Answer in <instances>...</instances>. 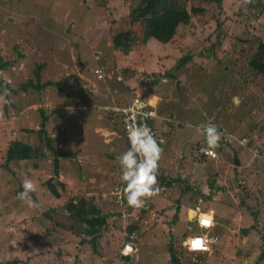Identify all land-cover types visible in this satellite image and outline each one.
<instances>
[{
    "label": "rangeland",
    "instance_id": "obj_1",
    "mask_svg": "<svg viewBox=\"0 0 264 264\" xmlns=\"http://www.w3.org/2000/svg\"><path fill=\"white\" fill-rule=\"evenodd\" d=\"M132 1L0 0V58L14 61L10 68L11 75L0 72V77L15 90L29 80L38 86L48 81L55 84L59 81V77L54 79L57 73L62 74L60 78L63 82L62 85L42 90H19L8 97L10 104L0 103V110L6 116V120L0 122V184L4 188L7 187L6 184H10L7 188H10V195L13 196V190L23 187L26 177L33 179L37 187L33 193L37 206H30L24 201V210L8 212L5 217L0 215V263L16 260L26 264H170L166 252L169 233L180 237L183 232L197 230L187 222L191 203L188 197H182L185 193L171 192L154 197L155 200L152 198L151 207L149 203H145L144 214L139 213V208L127 213V206L121 205L120 197L115 194L119 186L116 181L119 179L112 167L119 168V161L111 162L107 158L99 161V153L107 152L109 148L108 144L103 143V136L99 135L102 132L97 133L96 145L92 147L90 140L93 138L87 139L86 132L78 128L86 107H81L82 110L78 111L75 107H56L55 103L46 107L43 104L50 96H53V100L59 99L64 103L70 99L78 103L76 96L71 98L75 89L71 90L70 84L77 85L76 83L80 88L86 87L85 98L88 100V96H92V102L95 103L97 83L91 78L94 67L90 66L98 65L97 69L105 75L109 70H115L116 67L112 66L115 60L120 66L129 68L124 69L127 76H131L132 71L136 72L138 75L132 77L135 79L144 75L146 69L142 72L139 69L142 65L150 66L159 74L166 69L169 91L163 90L165 84H161L158 94L161 95L159 99L165 103L164 109L166 106L170 107L173 113V129H185L187 121L195 127L196 137L191 141L171 137L170 142H165L164 147L174 149L175 145L178 146L174 149L177 154H163L160 168L165 174L178 176L182 181L191 182L193 178L202 181L204 178L200 173L210 170L211 165L210 161H205L197 166V170L195 168V145L200 143V147H206L205 136L203 132H197V126L213 123L221 127L223 134L227 136L224 155L220 156L221 160H217L218 164H214L216 181L219 185L222 182L226 193L215 192L211 202L200 200L199 205L190 208L200 212L201 207H204V210L212 212L219 220V228L215 231L221 237L219 247L214 248L211 253L186 252L183 264H243L241 256L245 255L246 264L258 262L263 243L261 235H264V149L261 148L264 146V76H253L247 63L251 55L257 52H262L264 60V14L257 21H246V0H223L220 5H204L200 0H179L187 8L204 6L206 13L202 17H194L188 26L181 25L168 45L151 41L137 50L132 49L135 52L127 59L113 48L112 38L128 29H132L137 36L140 33L141 29L130 20ZM238 13L242 15L238 16ZM216 19L223 23L217 33L225 34L226 38L221 47L215 52L210 50L208 54V46L219 42L215 37ZM258 38L262 39L261 42ZM190 47L195 48H192V62L181 69L184 72L175 71L177 61L186 55ZM205 47L207 48L203 53ZM69 55H73L75 61L87 60V69L82 71L76 66L77 70H73ZM225 58L231 59V62H227ZM90 70L91 76L77 82L73 80L75 77L79 79L80 73L86 75V71ZM49 72L54 73L50 75ZM226 90L230 94L225 99ZM147 102L149 106L156 107L154 102L150 103L149 97ZM43 107L47 111L39 112ZM49 114L52 119L45 128L49 127L50 122L53 123L48 128V133L54 148L68 155L60 159V172L56 178L67 184L60 200L46 197L48 191L44 183L50 177L54 178L55 174L53 158L44 144L45 158L27 164L21 162L7 168L3 166L5 148L12 139L27 142L34 147L39 146L35 134L20 131H36L41 118ZM221 115L224 116L223 120ZM88 118L90 121L92 118L96 120L92 113H88ZM245 133L250 134L253 139V145L249 146L252 148L251 152L239 148L245 147V144L237 143ZM234 155L241 161L240 166L235 167ZM244 155L251 157L246 160ZM190 156H194L193 160ZM34 163L37 169L34 168ZM180 164L183 166L182 170ZM251 167L253 168L248 169ZM237 182L244 191L241 192ZM184 184L188 187L190 183ZM206 193L208 194L207 191ZM234 193H237L238 199L246 197L243 199L249 204L248 210L246 206L239 204ZM216 194H219L218 198ZM75 197L81 200L94 197L93 203L100 209L101 215L106 217V225L101 228V236L96 241L99 256L93 255L90 237L83 234L84 226H74L69 219L75 208L68 202ZM222 198H227L224 203L216 202ZM159 200L161 202L157 203ZM16 201L20 202L17 197ZM177 201L181 208L184 206L181 209L184 213L180 223L171 226L167 222L175 212ZM17 202L13 203V208L18 205ZM30 208L34 216L30 215ZM255 212L261 233L250 234L248 241L247 238H242L239 229L242 217ZM191 213L192 218L194 213ZM133 222H137L138 227L148 233L141 247L128 244L125 239L128 237L127 227ZM127 245L129 246L126 247ZM122 256L129 259L124 260ZM261 264H264V260Z\"/></svg>",
    "mask_w": 264,
    "mask_h": 264
},
{
    "label": "trees",
    "instance_id": "obj_2",
    "mask_svg": "<svg viewBox=\"0 0 264 264\" xmlns=\"http://www.w3.org/2000/svg\"><path fill=\"white\" fill-rule=\"evenodd\" d=\"M222 1L223 0H200L201 4L203 3L204 5H208V4L220 5ZM132 2L133 4L129 10L130 20L134 25H137L141 29L140 33L137 36V34H135V32L132 31V29H128L127 31H120L112 38L113 48L121 52L123 56L129 55L133 51L135 52V50L132 51V49L137 50L139 47L145 44H148L151 41L160 42L161 44L168 45L169 43L173 41L178 31V28L181 25L188 26L192 23V20L194 17H202L206 13V8L204 6L201 7V5H199V7L191 6L190 8H187L186 4L180 3L179 0H133ZM244 6H245L246 21H250L251 19L257 21L264 14V0H246L244 3ZM240 15L242 14L238 13V16ZM216 23H217L216 24L217 27L215 29L216 31L215 37L217 40H219V42L212 43L211 45L208 46V49H209L208 54H210V50L215 52L219 47H221L222 41L226 38L225 34L219 35L217 33L218 29L222 27L221 25L223 24L222 21L216 19ZM257 40L261 42L262 39L258 38ZM192 48L195 49L194 47H190L188 51L186 52V55L182 56L177 61L178 63L175 65V70L182 69L183 67L187 66L190 62H192V57H191L193 56ZM206 48L207 47H205L202 50L203 53H204V50H206ZM230 60L231 59H226L227 62H231ZM13 64H14V61H12V59L8 61H4L2 58H0V72L11 75L10 68ZM225 66L227 67V65ZM247 66H249L250 69L252 70L253 76L255 77L264 76V60H263L262 52H257L256 54L251 55V57L248 60ZM140 68L142 71L145 69L146 70L143 76L141 75L137 77V80L135 81V85H134V91L138 83H142L143 87H146V90L144 92L145 95H142V96L136 95V96L143 98V97H147L150 94L153 95L154 92L157 93L159 90L158 88H160L161 84H163L162 78H164V74L155 73L153 68H150V66H144ZM167 75L168 73H166V76ZM59 84H61V82L60 83L57 82L54 84L48 81L42 85L39 84L38 86V85L33 84L31 80H29L28 83L21 85L19 89L15 90V89H11V87L9 86L10 84L7 83L5 79L0 77V93H2L5 88H7L9 92L11 93V95H15L19 90L23 92L27 91L28 88H32L33 90H42V88H45L48 86L59 85ZM153 88H154V91L152 90ZM60 91H63V90H60ZM41 110L47 111L45 107L40 108L39 112ZM110 113L112 117L114 118V120L116 121L117 128L120 131H122V118H123L122 115H119L115 112H110ZM162 117L163 116H161L158 113V118L154 119V121L152 122V124L156 127L155 137L157 138L158 141L161 140V138L162 139L164 138V136L162 135V129L160 131V126L162 124L167 125L166 122H163V121H167V119L163 120ZM169 118H172V117L169 116ZM50 119H51V114L46 115L43 118H41L39 129H37L36 131L28 130V129H22V131H20L25 134H35L37 136L39 146L34 147L27 142H22L17 139H14V140L12 139L10 141L7 147L5 148L3 166L4 168H7V167H10L11 165L17 166L21 162H24L27 164L30 161L35 162L38 159L45 158L46 157L45 152H44L45 149H43V146H42L44 144V146H46V149L49 150V153L53 158L52 164H53V171L55 174L54 178L50 177L44 183V186L46 187L48 191L46 197L48 199L60 200L62 198V193H65V190L67 189V184L63 181H58L56 178H58V175L60 172V163H59L60 159L63 157H68V155L60 153L56 151V149L54 148L53 140L49 137V133H48L49 131L48 128L50 126L52 127L53 123L50 122L49 127H47V129L45 128L46 124L48 123ZM62 126H63V121L61 122V127ZM218 128L222 132L221 127H218ZM167 131H168V133L166 132L167 135L169 133L172 134V132L174 133L175 131L173 129V125ZM226 138L227 136L223 134L222 139L220 141V147L215 149V152H216L215 158H211L205 155L201 151V149L198 148V146H196L197 149L195 150L196 151L195 158L193 156L194 161H195V167H197L198 164L200 165L202 162H205V161H210V165H211L210 170H208L205 173H200V175L204 178L202 181H198V179H193L191 182L188 180L182 181V179H180L178 176H172L170 173L165 174L164 170H162L159 167L158 181H159V186L161 188V191L155 197H160L161 195H165L166 193H171V192H176L178 194L185 193L183 194L182 197L184 196L188 197L189 202L191 203L190 207H192L194 205H199L200 200H203L205 202L206 201L211 202L213 200V197H214L213 195L215 192L223 193V194L226 193V188L222 185V183L221 185H218L216 183V177L214 176L217 173V171L215 172L214 164H218L217 160L219 159L221 160L220 156L224 155V151H225L224 148L226 147V145H224V142ZM243 139L246 140L245 145H247L248 147L253 145L251 143L253 139L250 138V134L245 133L239 141ZM239 141H237V143L240 144ZM127 142H128V147L125 151H127L131 147L130 141L127 140ZM205 145L207 147L206 143ZM206 147H203V148H206ZM261 148L264 149V146H262ZM217 152L220 153V155H218ZM250 157H251L250 155H248L247 157H245L244 155V158H246V160H248ZM109 159L111 162H113V158L112 159L109 158ZM33 166L34 168L37 169V165L35 163ZM0 168H2V166H0ZM252 168L253 167L248 168V169H252ZM112 171L113 173L118 174L117 178L119 180L116 181L118 185L119 181L121 182V174H122L121 166L119 168H116L113 166ZM184 183H190V184L188 185V187H185ZM236 185L240 186L241 192L245 190L243 189V187L241 186L239 182H237ZM2 186L3 185L0 184V215L2 217H5L8 214V212H20L24 210V208H26L24 206V201H21L19 199L17 200L20 202L16 201V197L18 196L20 192L23 191V187L20 186V188L13 190V193L15 194L13 196V195H10L11 193L10 188H7L10 186V184H6L7 186L6 188ZM125 186H126L125 183H122V188H124ZM240 189L238 188V190ZM206 191L208 192V194L206 193ZM238 192L241 193L240 191ZM236 194L237 193H234L236 199L239 201V204L241 206H246L245 208L248 210L249 204H247L244 200L246 197L241 196L240 199H238V196ZM216 196L218 198L219 194H216ZM228 197L230 196H227V198ZM93 198L94 197H89L88 199L84 198L81 200L75 197V198L69 199L68 204L72 205V207L75 208V211L70 213L69 219L73 221L74 226L75 224H79V226H84L83 234L90 237L89 242L92 245L91 247H92L93 255L99 256V252L97 251L98 248H96V245H97L96 241H98L101 236L100 235L101 228L106 225V219H105L106 217L101 215L100 209L97 208L95 204L93 203ZM152 198L153 200H155L154 197ZM152 198H147L145 200V203H149L150 207L152 206V203H151ZM227 198H222L221 201L217 200L216 202L224 203ZM31 199L35 202L37 201L35 196H33V193L31 194ZM15 202H17L18 205L13 208L12 205ZM119 202H121V205H124L125 207L127 206L126 207L127 213H131V211L134 210L135 208V207L129 206L127 203V200L122 197L119 200ZM121 205H118V206H121ZM230 205L233 206L231 202H230ZM144 207H146V204H144L143 207H140L138 209L139 213H142V214L146 213L144 210ZM182 208H181L180 202L177 201L175 203V212L171 220L167 222L168 225L171 223V226H174L176 223L179 222L181 215H182V211H181ZM201 209L204 210L205 208L201 207ZM30 210L31 208L29 209L30 215L34 216L32 215L33 213ZM204 211H208V210H204ZM215 219H216V222L219 224V220L217 218ZM258 221L259 219L257 217L256 212L252 213V215L251 214L246 215L245 218L242 217L241 226L239 229V233L242 235V238H247V240L249 241L250 234L259 235L261 233L260 227H258L259 226ZM246 224H248L249 226H246ZM56 225L58 226V224ZM216 228L218 229L219 227H216ZM127 233H128V237H126L125 239L128 240L129 243L135 244L138 247H141L144 244V242L146 241L144 239L147 237L146 234H148L147 231L142 230L141 227H138L137 222H133L132 225L130 224L128 225ZM185 235H186L185 232H183V234L180 235V237L175 236L174 233H169V240L166 243V248H167L166 252L168 254L170 264H183L184 263L185 261L184 254L186 253V251L181 246V240ZM261 240L263 242L262 250H261L258 262L256 264H261V262L264 260V235H261ZM246 257L247 255L241 256L242 258L241 262L243 264H246V260H247ZM122 258L124 260L129 259V257L127 256H123ZM0 264H26V262L16 261V260H13V261L7 260Z\"/></svg>",
    "mask_w": 264,
    "mask_h": 264
},
{
    "label": "clouds",
    "instance_id": "obj_3",
    "mask_svg": "<svg viewBox=\"0 0 264 264\" xmlns=\"http://www.w3.org/2000/svg\"><path fill=\"white\" fill-rule=\"evenodd\" d=\"M96 58L98 59V57ZM166 73L168 72L164 69L163 84L166 83ZM95 74L97 76V81L104 80L103 77L105 75H103L102 71L96 70ZM140 84L142 85V83ZM10 96L11 93L5 88L3 92L0 93V103L10 104L11 101L8 99ZM133 97H136V95ZM143 98L148 99L147 97ZM113 109L111 112H114ZM152 109L156 112V118H158L156 107H152ZM69 111H72V109H69ZM5 120V113L0 110V122H4ZM163 120H165V118H163ZM189 126L191 125L186 124V127ZM196 130L197 132H203L206 139L207 147L201 150L208 155H216L215 149L220 147V141L223 136L218 126L213 123H202L197 126ZM127 134L131 147L117 158L121 165L122 173L119 186L122 188V183H125L126 186L115 194L118 197L126 199L129 206L140 208L144 206L147 198L155 197L161 191L158 175L160 161L164 154V149L161 147L164 141L162 139L158 141L152 129L146 124H130L127 128ZM36 190V182L26 177L23 181V191L18 194L17 199L26 201L30 206H37L36 202L31 199V194L36 192ZM190 208H188V212H193L194 215L192 218H188L187 222L193 224L197 230L192 232L188 231L190 233H186L182 238L181 246L189 253H211L214 248L219 247L221 237L215 232L219 224L216 222L212 212L204 211L203 209L197 212ZM205 238H212L214 240L208 243L203 241ZM128 246L129 245L126 247Z\"/></svg>",
    "mask_w": 264,
    "mask_h": 264
},
{
    "label": "crops",
    "instance_id": "obj_4",
    "mask_svg": "<svg viewBox=\"0 0 264 264\" xmlns=\"http://www.w3.org/2000/svg\"><path fill=\"white\" fill-rule=\"evenodd\" d=\"M115 53H117V52L115 51ZM133 54H134V51L131 52L129 55L124 56V57L127 59H130L133 56ZM69 56H70L69 63L72 64L73 70H77L76 66L79 68V70L82 69V71H85L87 69L85 67L86 64H89V62H87V60L84 59L82 62L80 60L75 61V58H73V55H69ZM112 66L116 67L115 70H113L112 72H111V70H109L108 74H105V76H104L105 78L103 77V79H104V80H102L103 82H96L97 76L95 74V71L100 70V69H97V68H99L98 65L90 66V67H94L93 76H91L92 72L90 70V72L86 71V75L83 73H80L78 75L79 79L76 77L73 79L74 81L76 80V82H77L78 80L85 79L88 75H90L91 78H93L94 82L97 83L96 84L97 86L95 85V87H97L96 88L97 92L94 95L96 97L95 103L92 102L93 101L92 96L91 97L88 96V100L85 98V95L87 96L86 91H85L86 87L80 88L78 86V83H76L77 85L70 84L71 90L75 89V92L73 93L71 98L74 99L76 96L77 100L79 101L78 103H75V101H73L71 99L67 103H64V102H61L59 99L53 100V96H50V98L45 100L43 102V104L46 105V107L48 104L54 105V103L56 104V107L60 106V105H62L65 108L75 107V109L78 111L82 110L81 107L82 108L86 107V109H85L86 113L85 114L83 113L82 118H81V125H79L78 128H80L84 132H86L87 139L89 137L93 138V140H90L92 147H94V145H96L95 141H97V139H98L97 133H99L101 131L102 133L99 135L103 136V139H104L103 143L108 144L109 148H108L107 152L99 153V155H100L99 161H103L106 158L107 159L113 158V161L116 162L118 160L117 159L118 156H120L127 149L128 142H127L126 138L124 137L122 131H120L117 128L116 121L114 120V118L112 117L110 112L113 108H122L126 105H129L132 97L135 95H141V96L145 95L144 92L146 90V87H143L140 83H138V84L136 83L137 87L134 91L135 82H133V81H136L137 78L135 79L132 77H134L138 74L136 72L134 73V71H132L131 76H127L124 69H126V68L129 69V68L126 66H124V67L120 66L116 60H115V64L113 63ZM52 67H55V66H52ZM140 67H144V66H140ZM140 67H139L140 72H142ZM90 69H92V68H90ZM131 70H134V69H131ZM177 72H184V71L181 69H179V70L177 69ZM53 73L54 72H49L50 75H52ZM61 75L62 74L57 73L55 75L54 79H57L59 77L58 82L61 81V83L63 84V82L60 78ZM67 76H69V75H67ZM188 82L189 81L187 80V84H188ZM165 84L167 85V87H164L163 90L169 91V86H168L169 83H168L167 77H166V83ZM181 86H182V83H181ZM181 86L179 88H181ZM152 90L154 91V88ZM56 91H58V90H56ZM58 92H61V91L59 90ZM90 93H92V92L90 91ZM227 94H230L229 90H226V92L224 94L225 99L227 97H229ZM155 95H157V96H155ZM155 95L150 94L147 96V98L149 97V100L151 101L150 103L154 102V104L156 105L157 112L161 116H163V118L167 119V121H163V122H166L167 125L162 124L160 126V131L162 129V135L164 136L163 139L161 138L164 141V143L161 145V147L164 149V156L167 153H171V152L173 154H177L176 152H174V149L178 146L175 145L174 149H171L169 147H164L165 142L166 141L170 142L171 137H173L176 140H180V141H188V140L191 141L192 139H194L196 137L195 130H194L195 127L192 126L191 123H189L187 121L185 123V125L189 124L191 126L186 127L185 129H179V130L174 129V131H175L174 133L172 132L173 131L172 130L171 131L172 134L169 133L167 135V133H168L167 130L172 126L171 124L173 123V119H172L173 113L170 111V107L166 106L164 109L165 103H164V101L159 99V96L161 97V95H159L158 92L155 93ZM234 99H236V98H234ZM88 113H92V115L95 116L96 120L92 118V121H90V119L88 118ZM169 116H171L172 118H169ZM220 117H221V120L224 119L223 115H221ZM51 119H52V117H51ZM40 123L41 122H39V125H40ZM89 125L92 127L89 128ZM166 136H168V137H166ZM199 145H201V144L197 143L195 145V147L198 146V148L202 149L203 147L202 146L200 147ZM241 148L247 149L249 152H251V149H252V148H249L247 145H245V147H241ZM243 151L244 150H242V152ZM217 154L220 155V153H218V152H217ZM94 156L95 157L97 156L96 153L94 154ZM234 157H238V156L234 155ZM190 159L193 160V156H190ZM240 163L241 162L239 161V166H240ZM198 166H200V165L198 164ZM182 168H183V166L180 164V170H182ZM195 168L197 170V167H195ZM216 183L219 185L218 181H216ZM158 202H161V201L159 200V201H157V203Z\"/></svg>",
    "mask_w": 264,
    "mask_h": 264
},
{
    "label": "built area",
    "instance_id": "obj_5",
    "mask_svg": "<svg viewBox=\"0 0 264 264\" xmlns=\"http://www.w3.org/2000/svg\"><path fill=\"white\" fill-rule=\"evenodd\" d=\"M101 77V76H100ZM113 111L119 115H122V131L125 137L128 139L127 128L130 124H146L153 133L156 135V127L152 124L156 118V112L149 106L146 98H140L139 96L133 97L131 103L122 108H114ZM246 140L243 139L240 141L241 145H244ZM202 151V150H201ZM203 152V151H202ZM205 155L215 158L216 155H208L203 152ZM123 182V181H122ZM122 190L121 186H118L116 191ZM115 191V192H116ZM121 197L119 198V200ZM214 239H203L204 242H212Z\"/></svg>",
    "mask_w": 264,
    "mask_h": 264
},
{
    "label": "water",
    "instance_id": "obj_6",
    "mask_svg": "<svg viewBox=\"0 0 264 264\" xmlns=\"http://www.w3.org/2000/svg\"><path fill=\"white\" fill-rule=\"evenodd\" d=\"M131 23H132V22H131ZM234 164H235V166H239V161H238L237 158H235V160H234ZM191 216H192V213L190 212V213H189V218H191Z\"/></svg>",
    "mask_w": 264,
    "mask_h": 264
},
{
    "label": "bare ground",
    "instance_id": "obj_7",
    "mask_svg": "<svg viewBox=\"0 0 264 264\" xmlns=\"http://www.w3.org/2000/svg\"><path fill=\"white\" fill-rule=\"evenodd\" d=\"M150 101V100H149ZM151 102V101H150Z\"/></svg>",
    "mask_w": 264,
    "mask_h": 264
}]
</instances>
